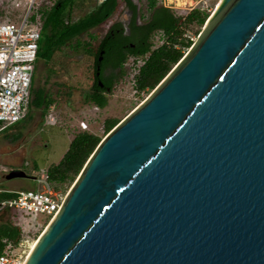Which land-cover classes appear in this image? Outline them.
Wrapping results in <instances>:
<instances>
[{
  "label": "water",
  "instance_id": "95a60500",
  "mask_svg": "<svg viewBox=\"0 0 264 264\" xmlns=\"http://www.w3.org/2000/svg\"><path fill=\"white\" fill-rule=\"evenodd\" d=\"M205 27L101 141L26 264H264V0H221Z\"/></svg>",
  "mask_w": 264,
  "mask_h": 264
},
{
  "label": "rangeland",
  "instance_id": "374dc122",
  "mask_svg": "<svg viewBox=\"0 0 264 264\" xmlns=\"http://www.w3.org/2000/svg\"><path fill=\"white\" fill-rule=\"evenodd\" d=\"M3 1L0 0V12L6 8ZM158 1L159 4L177 9L180 13L197 6L205 7L210 10L211 17L220 0ZM54 2L55 0H40L39 8H48ZM140 2L143 12L146 8V0H140ZM95 4V0H75L71 18L76 20L86 15ZM121 8L105 24L91 29L78 40L83 45L90 43L91 46L94 37H102L106 34L108 26L118 18ZM11 12L13 14L16 11ZM3 21H6V17L0 13V22ZM46 32L49 33V29ZM205 32V25H192L187 34L198 37L201 34L203 36ZM152 41L155 47L161 45L162 34H155ZM76 42L77 40H73L63 48L59 58L56 59L57 64L40 60L39 74L35 80L38 87L43 88L48 93L49 99L53 100L48 111L41 114L30 108L25 126L23 119L8 127H0V168L6 174L12 170L21 169L29 176L35 177V180L33 178L2 180L4 173L0 171V181H3L0 183V194L4 191L17 192L40 188L39 181L47 178V170L61 161L74 136L82 132V122L88 124L86 131L97 135L103 141L152 94V92L139 94L134 85L135 75L143 64L144 58L129 57L124 66L125 75L116 82L112 93L107 94V106L99 108L88 101L87 96L91 93L94 84V57L83 47L75 50ZM188 52L186 51V54ZM76 180L59 188L58 191L69 194ZM43 218L39 216L26 228L25 235L31 237V246L48 227V224L44 225Z\"/></svg>",
  "mask_w": 264,
  "mask_h": 264
},
{
  "label": "trees",
  "instance_id": "16d2710c",
  "mask_svg": "<svg viewBox=\"0 0 264 264\" xmlns=\"http://www.w3.org/2000/svg\"><path fill=\"white\" fill-rule=\"evenodd\" d=\"M74 1L56 0L52 9L44 15L45 22L38 56L46 63L57 64L56 59L59 58L63 48L73 40H77L74 49L79 50L83 47L94 57V84L87 99L99 108L107 106V94L112 93L116 82L125 75L124 66L129 57L144 58L134 79L136 91L139 94L153 92L192 47L193 42L186 37L189 28L192 25L204 26L210 17L208 11H203L199 7L180 13L177 9L159 4L158 0H146L145 11L141 14L142 25L137 26L134 23L131 26L130 37L117 33L118 24L112 26L104 36L99 48L104 50V58L100 63L98 61L100 50L95 53L88 48L90 43L83 45L78 39L91 29L105 24L117 12L119 5L129 0H106L101 4L96 2L86 15L76 20L71 18ZM3 2L6 8L0 13L6 17V20H11L12 15L6 16L7 12L12 11L10 1ZM48 29L49 33L46 32ZM157 33L162 34L163 42L155 47L152 38ZM129 42H133L135 47L122 46ZM98 65L101 66L100 76H97ZM100 81L104 84V88L99 86ZM35 93L37 98L33 103L34 107L42 108L46 113L52 106L53 100L49 99L43 88H39ZM1 126L3 127L0 123ZM101 141L100 137L86 130L76 134L61 161L47 170V181L56 190L73 183ZM13 197L14 193L10 191L1 192L0 204ZM0 215V254H3L7 246L3 240L8 239L18 244L22 230L12 223V212L9 209H0ZM46 224L47 219L44 222V225Z\"/></svg>",
  "mask_w": 264,
  "mask_h": 264
},
{
  "label": "built area",
  "instance_id": "2783aa9c",
  "mask_svg": "<svg viewBox=\"0 0 264 264\" xmlns=\"http://www.w3.org/2000/svg\"><path fill=\"white\" fill-rule=\"evenodd\" d=\"M8 1L16 12H7L6 16L12 15V19L0 22V123L3 127L16 124L29 114L44 15L55 4L42 9L39 8L40 0ZM105 1L96 0L99 4ZM197 7L210 11L205 7ZM186 37L194 45L200 35L196 37L187 34ZM81 125L82 130L88 129L87 123L82 122ZM39 183L41 186L37 189L10 191L14 197L0 204V209L7 208L12 212L13 224L22 230L18 244L3 240L7 246L4 253L0 254V264H26L32 243L31 237L25 235L26 228L39 216L44 217V222L47 219L49 225L66 202L68 195L56 190L47 178Z\"/></svg>",
  "mask_w": 264,
  "mask_h": 264
},
{
  "label": "flooded vegetation",
  "instance_id": "af4514ba",
  "mask_svg": "<svg viewBox=\"0 0 264 264\" xmlns=\"http://www.w3.org/2000/svg\"><path fill=\"white\" fill-rule=\"evenodd\" d=\"M120 8H121V11H120V14L118 15V18L114 21V23L112 25L108 26L109 28H108V31L106 32V34L112 29V26L118 24L119 25L118 26L119 28L117 30V33L122 34L123 36H126V37H128V36L130 37L132 35V27L131 26L134 23H136L137 26L142 25V23H141V14H142V10H143L142 9V4H141L140 0H129V2H122L119 5L118 10ZM104 36H102V37H99V36L94 37L93 44H91V46H88V48L94 50L95 53H96L97 50H100L99 48H100V46L102 44V40H103ZM122 46L124 48L130 47V46L133 47V48L135 47V45L133 44V42H129L127 44H122ZM100 57H102V60L101 61H99V58ZM99 58H98V61L100 63L103 62V58H104V50L103 49L100 50V56H99ZM40 60L41 59L38 58V62H37V66H36V76L39 74V63H40ZM93 63H94V61H93ZM97 69H99L98 70L99 75H97V76H100L101 66L98 65L97 66ZM35 79H37V78H35ZM36 81L37 80H34L33 81L34 83H33V89H32L31 109H35L36 111H38L41 114H43L44 112H43V109L42 108H35L34 105H33L34 101H36V98H37L35 92H36V90H38L39 88H41V87H38V84H37ZM101 88H104V86L101 87ZM45 93L48 96V93L47 92H45ZM28 115L24 119L25 120L24 126L26 125L27 119L29 118ZM0 171L2 173H4L3 170H2V168H0ZM6 175L7 174L4 173V175L2 176V180L3 179H6ZM2 182L3 181H0V183H2Z\"/></svg>",
  "mask_w": 264,
  "mask_h": 264
},
{
  "label": "bare ground",
  "instance_id": "6f19581e",
  "mask_svg": "<svg viewBox=\"0 0 264 264\" xmlns=\"http://www.w3.org/2000/svg\"><path fill=\"white\" fill-rule=\"evenodd\" d=\"M179 1H180V0H179ZM218 6H219V5H218ZM41 236H42V235H41ZM41 236L39 237V239H38L37 241H34V242H33L32 246H31V249H30L31 252H30V254H29L28 259H29V258L31 257V255L33 254V252H34L33 250L36 249V247H37V245H38V243H39V241H40ZM28 259H27V261H28ZM27 261H26V262H27Z\"/></svg>",
  "mask_w": 264,
  "mask_h": 264
},
{
  "label": "crops",
  "instance_id": "0c3cea01",
  "mask_svg": "<svg viewBox=\"0 0 264 264\" xmlns=\"http://www.w3.org/2000/svg\"><path fill=\"white\" fill-rule=\"evenodd\" d=\"M0 217H1V215H0Z\"/></svg>",
  "mask_w": 264,
  "mask_h": 264
}]
</instances>
